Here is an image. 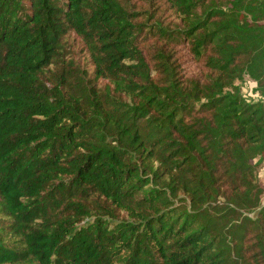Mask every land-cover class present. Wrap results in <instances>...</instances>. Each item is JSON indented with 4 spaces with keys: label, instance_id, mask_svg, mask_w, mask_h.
<instances>
[{
    "label": "trees",
    "instance_id": "1",
    "mask_svg": "<svg viewBox=\"0 0 264 264\" xmlns=\"http://www.w3.org/2000/svg\"><path fill=\"white\" fill-rule=\"evenodd\" d=\"M263 162L264 0H0V264H264Z\"/></svg>",
    "mask_w": 264,
    "mask_h": 264
},
{
    "label": "rangeland",
    "instance_id": "2",
    "mask_svg": "<svg viewBox=\"0 0 264 264\" xmlns=\"http://www.w3.org/2000/svg\"><path fill=\"white\" fill-rule=\"evenodd\" d=\"M66 49L70 56H74L75 58H79V55L82 53V42H80L79 38L74 34H70L65 39ZM68 55V54H67ZM243 92L248 95V89L250 88V82H244ZM259 170V181L264 188V162L258 167Z\"/></svg>",
    "mask_w": 264,
    "mask_h": 264
},
{
    "label": "built area",
    "instance_id": "3",
    "mask_svg": "<svg viewBox=\"0 0 264 264\" xmlns=\"http://www.w3.org/2000/svg\"><path fill=\"white\" fill-rule=\"evenodd\" d=\"M247 82H250V88L248 89V95L246 96L249 97V99L256 100L258 98V95L255 92H253L254 83L252 81H247Z\"/></svg>",
    "mask_w": 264,
    "mask_h": 264
}]
</instances>
